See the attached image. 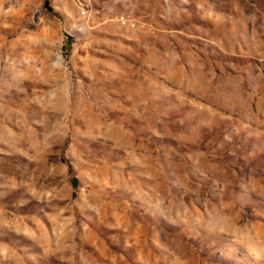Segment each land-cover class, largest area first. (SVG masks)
Here are the masks:
<instances>
[{"label":"rangeland","instance_id":"1","mask_svg":"<svg viewBox=\"0 0 264 264\" xmlns=\"http://www.w3.org/2000/svg\"><path fill=\"white\" fill-rule=\"evenodd\" d=\"M42 1L0 0V264H264V0Z\"/></svg>","mask_w":264,"mask_h":264},{"label":"trees","instance_id":"2","mask_svg":"<svg viewBox=\"0 0 264 264\" xmlns=\"http://www.w3.org/2000/svg\"><path fill=\"white\" fill-rule=\"evenodd\" d=\"M42 3H43V5H44L45 7L50 8V6H49V4H48V0H43ZM74 182H75V178L72 177V178H71V183H72L73 185H74Z\"/></svg>","mask_w":264,"mask_h":264}]
</instances>
